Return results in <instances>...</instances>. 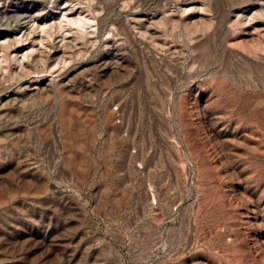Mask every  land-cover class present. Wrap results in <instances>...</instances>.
Instances as JSON below:
<instances>
[{
    "label": "rangeland",
    "instance_id": "1",
    "mask_svg": "<svg viewBox=\"0 0 264 264\" xmlns=\"http://www.w3.org/2000/svg\"><path fill=\"white\" fill-rule=\"evenodd\" d=\"M0 264H264V0H0Z\"/></svg>",
    "mask_w": 264,
    "mask_h": 264
}]
</instances>
